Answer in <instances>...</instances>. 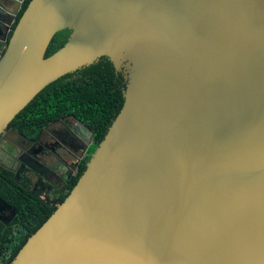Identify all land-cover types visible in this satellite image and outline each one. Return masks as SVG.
Masks as SVG:
<instances>
[{"label":"water","instance_id":"obj_1","mask_svg":"<svg viewBox=\"0 0 264 264\" xmlns=\"http://www.w3.org/2000/svg\"><path fill=\"white\" fill-rule=\"evenodd\" d=\"M10 32L0 141L45 85L102 56L125 83L75 184L8 264H264V0H29Z\"/></svg>","mask_w":264,"mask_h":264},{"label":"flooded vegetation","instance_id":"obj_2","mask_svg":"<svg viewBox=\"0 0 264 264\" xmlns=\"http://www.w3.org/2000/svg\"><path fill=\"white\" fill-rule=\"evenodd\" d=\"M76 125L68 114L43 125L37 135L39 129L27 133L14 123L5 129L0 141L4 164H0V264L18 244L20 234L31 228L39 211L56 206L67 195L69 181L94 141L92 130L91 137L90 130L77 126L85 139L80 142L71 133Z\"/></svg>","mask_w":264,"mask_h":264},{"label":"trees","instance_id":"obj_3","mask_svg":"<svg viewBox=\"0 0 264 264\" xmlns=\"http://www.w3.org/2000/svg\"><path fill=\"white\" fill-rule=\"evenodd\" d=\"M28 2L29 0H25L22 3L12 28ZM69 33L70 30L67 28L57 31L50 40L45 56L60 48L66 42ZM124 81L122 72L116 71L108 58L102 56L94 63L66 73L45 85L16 114L9 125L14 123L19 130L27 133H31L33 128H37L39 129L36 132L37 135L43 125L70 114L73 118L80 119L94 132L93 145L89 149L91 152L103 137L107 127L122 105ZM89 154L81 160L73 173L69 181L68 191L85 168V162ZM9 180L12 184H17L11 179ZM64 196H62L59 203ZM56 206L45 207L39 211V215L31 228L28 229V232L20 234L18 244L11 248V251L4 258V264H8L13 259L26 239L46 220Z\"/></svg>","mask_w":264,"mask_h":264},{"label":"crops","instance_id":"obj_4","mask_svg":"<svg viewBox=\"0 0 264 264\" xmlns=\"http://www.w3.org/2000/svg\"><path fill=\"white\" fill-rule=\"evenodd\" d=\"M8 9L12 10L14 9V5L12 0L6 2L3 5H0V34H3L7 40V37H9L10 34V30L12 28V25L14 23V21L11 23V27L10 30L7 31V26L6 25V20L8 17ZM3 42V40L0 38V44Z\"/></svg>","mask_w":264,"mask_h":264}]
</instances>
